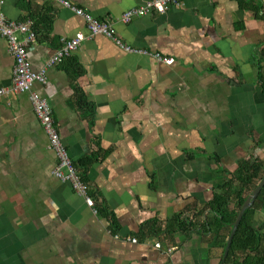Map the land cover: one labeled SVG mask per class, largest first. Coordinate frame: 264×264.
<instances>
[{
  "label": "crops",
  "instance_id": "crops-1",
  "mask_svg": "<svg viewBox=\"0 0 264 264\" xmlns=\"http://www.w3.org/2000/svg\"><path fill=\"white\" fill-rule=\"evenodd\" d=\"M63 1L0 0V9L10 20H32L36 40L27 53L35 71L45 68L60 37L86 36L45 68L46 82L35 81L31 91L47 100L71 159L91 158L78 165L99 213L54 175L57 157L30 93L6 95L0 264H218L228 234L206 209L213 184L237 175L243 161L264 165V0H246L257 11L236 0H181L127 23L122 13L147 0ZM73 7L109 17L115 34L139 52L91 35ZM13 67L0 36L1 87L10 85ZM79 92L88 107L78 103ZM176 215L195 227L178 228ZM253 226L262 254L264 205Z\"/></svg>",
  "mask_w": 264,
  "mask_h": 264
},
{
  "label": "built area",
  "instance_id": "built-area-1",
  "mask_svg": "<svg viewBox=\"0 0 264 264\" xmlns=\"http://www.w3.org/2000/svg\"><path fill=\"white\" fill-rule=\"evenodd\" d=\"M64 3L63 0H60ZM181 0H147L139 5L127 9L120 16V20L127 23L135 16H142L151 12L163 13L169 7L180 5ZM65 4H67L65 2ZM74 8V7H73ZM80 15L85 18L87 29L92 34H103L118 46L129 52H139L124 44V42L115 34L112 28V21L109 17L96 18L81 9L74 8ZM17 33H21L19 38ZM0 36L7 42V47L14 60L12 80L9 86H0V102L8 94H16L19 92H29L33 111L39 120L41 126L46 132L49 139V146L53 149L57 157V164L53 170L54 175L62 181H68L76 193L81 195L85 203L91 208L94 214L99 213L94 197L91 194L90 186L84 178L82 168L76 164L69 156L67 149L61 141L52 109L44 97L37 95L31 91L32 84L35 81L40 83L46 82L45 68L51 67L63 61L74 50H76L86 36L77 32L73 37H60L59 46L48 58L45 68L35 71L31 68L28 59L27 45L36 40V33L32 29V20L27 18L22 21H13L8 19L0 9ZM165 62L171 63L172 59L160 57ZM111 230L109 229L108 232ZM115 237L119 234L115 233ZM131 242H136L135 236L126 238ZM156 248L161 249V244L156 242ZM167 248L166 253L170 252Z\"/></svg>",
  "mask_w": 264,
  "mask_h": 264
},
{
  "label": "trees",
  "instance_id": "trees-1",
  "mask_svg": "<svg viewBox=\"0 0 264 264\" xmlns=\"http://www.w3.org/2000/svg\"><path fill=\"white\" fill-rule=\"evenodd\" d=\"M241 7L255 10V7L247 4L246 0H236ZM258 77L264 93V63H258ZM78 103L88 107L90 105L79 92ZM94 157V156H93ZM91 158L81 160L77 164L83 165ZM264 175V165L259 162L243 161L238 168V174L233 175L226 181L223 178L213 184V197L206 204V209L212 210L217 217L214 219V226L217 229L225 228L229 234L232 223L237 215L238 209L245 197L252 191L260 178ZM264 205V186L259 192L253 204L245 210L238 227L234 233L229 252L223 264H264V253H259L258 244L260 235L254 229L253 219L256 211ZM171 222H175L178 228L188 231L195 227L196 221L187 217L176 215ZM210 222L205 218L200 224L202 229ZM216 229V231H217ZM228 235L220 241V247L224 248ZM222 257V256H221Z\"/></svg>",
  "mask_w": 264,
  "mask_h": 264
},
{
  "label": "water",
  "instance_id": "water-1",
  "mask_svg": "<svg viewBox=\"0 0 264 264\" xmlns=\"http://www.w3.org/2000/svg\"><path fill=\"white\" fill-rule=\"evenodd\" d=\"M264 186V175L260 178V180L257 182V184L255 185V187L252 189V191L245 197V199L243 200V202L241 203L237 215L232 223L230 232L228 234L225 246L223 248V253H222V258L220 260V262L218 264H223L224 260L229 252L230 246H231V242L234 236V233L238 227V224L245 212L246 209H248L254 202V200L257 198L259 192L261 191V189Z\"/></svg>",
  "mask_w": 264,
  "mask_h": 264
}]
</instances>
